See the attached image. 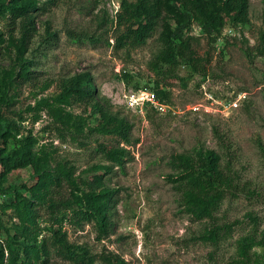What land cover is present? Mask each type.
I'll use <instances>...</instances> for the list:
<instances>
[{"label": "rangeland", "instance_id": "1", "mask_svg": "<svg viewBox=\"0 0 264 264\" xmlns=\"http://www.w3.org/2000/svg\"><path fill=\"white\" fill-rule=\"evenodd\" d=\"M18 1L31 7L35 30L28 48L20 47L21 27L10 20L13 2L0 0V118L8 125L0 150L8 156L28 146L32 159L0 179V241L18 227L29 242L50 236L48 180L71 173L76 187L64 185L69 204L86 203L88 192L102 194L100 177L115 192L106 234L95 222L62 224L95 264H247L239 246L248 238L251 261L264 264V0H251L250 22L226 25L216 42L192 26L193 46L212 58L206 76L184 63L156 71L163 25L142 47H118L116 17L124 0ZM168 23L175 28V21ZM22 70L31 78L22 79ZM85 73L99 102L64 94L67 82ZM158 86L167 92L165 113L131 101L142 90L157 94ZM99 103L129 124L130 143L97 130ZM102 145L120 152L121 165ZM213 151L230 168L232 196L213 219H202L191 211L170 162ZM10 198L21 205L18 211L7 205ZM34 208L41 217L29 219ZM46 264L71 263L54 255Z\"/></svg>", "mask_w": 264, "mask_h": 264}, {"label": "trees", "instance_id": "2", "mask_svg": "<svg viewBox=\"0 0 264 264\" xmlns=\"http://www.w3.org/2000/svg\"><path fill=\"white\" fill-rule=\"evenodd\" d=\"M13 2L10 7L11 25H20L23 39L20 47L28 48L30 38L35 30L34 17L29 5H22L18 0H3V3ZM251 0H137L134 2L123 1L122 11L117 14V46L125 48L132 46L139 48L144 46L156 32L159 25H163L160 41L162 48L155 57L154 67L159 71L165 66L170 69L178 67L181 63L188 65L192 70L201 75H208L209 65L212 58L201 56L193 46L195 37L192 26L198 25L212 42H216L226 25L248 24L250 22ZM2 4H0V7ZM20 23H18V20ZM176 23L172 28L168 21ZM30 71H21V78L30 79ZM65 85L64 94L76 96L83 102H99L91 76L88 73L77 75L70 79ZM3 84L0 82V95ZM157 97L166 101L167 92L157 87ZM93 113L100 115L98 120V131L103 134L122 137L124 142L130 143V126L118 116L100 103L94 107ZM4 121L0 118V135L8 136ZM3 140H0V144ZM107 153L108 159L113 163L121 165L123 159L120 152L111 148L101 146ZM126 151V150H124ZM32 150L28 146H18L10 151L8 156L1 154L0 150V179H8V176L19 169L30 164ZM184 161L179 157L172 158L171 166L178 172L176 182L186 193L188 205L193 213L202 219H213L215 213L219 212L225 200L232 196V177L230 168H224L221 157L216 152L207 154L198 152L192 160ZM105 174L110 173L106 168ZM57 180L50 179V201L48 209L52 208L51 219L53 226L49 228L50 236H44L42 240L27 241L23 239L21 229L8 232L6 241H0V264H46L52 256H58L71 264H95L88 249L77 246L70 242L68 231L64 229V219H74L81 223L95 222L102 232H106L113 226L109 218V210L114 206L113 197L115 192L104 185L100 177L98 188L103 186V193L97 191L85 193L88 201H75L69 204L64 195L65 183L76 187L71 173H61ZM98 203V205L96 204ZM30 202L27 203L29 206ZM9 207L18 211L20 206L16 198H10ZM28 213L29 219L41 217V211L34 208ZM71 214H70V212ZM63 213L60 217L58 214ZM19 218L25 221L21 213ZM73 222V221H72ZM221 230L216 235H221ZM106 234V233H105ZM250 239L240 242V249L247 258V264H253L250 259L252 243ZM252 240V239H251ZM114 264H125L118 259Z\"/></svg>", "mask_w": 264, "mask_h": 264}, {"label": "built area", "instance_id": "3", "mask_svg": "<svg viewBox=\"0 0 264 264\" xmlns=\"http://www.w3.org/2000/svg\"><path fill=\"white\" fill-rule=\"evenodd\" d=\"M142 97V99H141ZM132 102H142L143 104H149L150 107L157 110L158 112L165 113L167 106L165 101H161L154 92L142 90L137 94H134L131 99ZM237 106V105H236Z\"/></svg>", "mask_w": 264, "mask_h": 264}]
</instances>
